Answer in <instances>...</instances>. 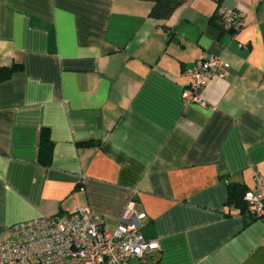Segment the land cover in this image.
<instances>
[{
  "label": "crops",
  "instance_id": "0c3cea01",
  "mask_svg": "<svg viewBox=\"0 0 264 264\" xmlns=\"http://www.w3.org/2000/svg\"><path fill=\"white\" fill-rule=\"evenodd\" d=\"M0 0V240L88 206L107 228L133 203L160 249L125 264H264V220L227 203L264 177V0ZM243 14L234 33L215 19ZM214 17V18H213ZM219 56L204 105L185 70ZM42 128L52 153L39 162Z\"/></svg>",
  "mask_w": 264,
  "mask_h": 264
},
{
  "label": "built area",
  "instance_id": "2783aa9c",
  "mask_svg": "<svg viewBox=\"0 0 264 264\" xmlns=\"http://www.w3.org/2000/svg\"><path fill=\"white\" fill-rule=\"evenodd\" d=\"M223 30H238L243 14L221 9ZM229 64L219 56L200 58L185 70L187 86L182 92L185 103L204 105L201 93L212 77H223ZM246 212L264 220V177L256 173L254 186L244 194ZM144 212L130 203L120 221L107 228L102 217L88 206L69 212L44 215L15 223L0 240V264H125L131 259L148 260L160 249L157 240L140 232Z\"/></svg>",
  "mask_w": 264,
  "mask_h": 264
},
{
  "label": "trees",
  "instance_id": "16d2710c",
  "mask_svg": "<svg viewBox=\"0 0 264 264\" xmlns=\"http://www.w3.org/2000/svg\"><path fill=\"white\" fill-rule=\"evenodd\" d=\"M152 2V7L150 10V16L158 20L167 19L174 10L183 4L186 0H150ZM221 0H218L220 2ZM214 18V17H213ZM215 19H218L220 22V28L223 30L221 16L217 15ZM236 32V31H235ZM19 68L18 64H13L9 67L0 66V81L6 80L9 78L13 72ZM52 140L50 138V133L48 128H42L39 136V149L38 157L39 162L42 165H48L52 153ZM246 192V187L241 184H228V199L227 203L237 207L240 212L246 213V204L244 201V194Z\"/></svg>",
  "mask_w": 264,
  "mask_h": 264
},
{
  "label": "water",
  "instance_id": "95a60500",
  "mask_svg": "<svg viewBox=\"0 0 264 264\" xmlns=\"http://www.w3.org/2000/svg\"><path fill=\"white\" fill-rule=\"evenodd\" d=\"M234 32H235V30H233V29L229 31V33H234Z\"/></svg>",
  "mask_w": 264,
  "mask_h": 264
}]
</instances>
